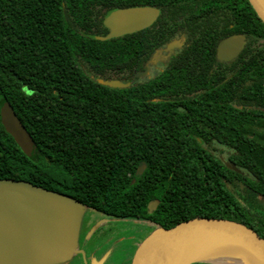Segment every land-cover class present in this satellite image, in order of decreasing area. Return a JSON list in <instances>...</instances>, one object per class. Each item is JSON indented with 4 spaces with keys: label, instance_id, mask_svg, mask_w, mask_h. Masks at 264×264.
Here are the masks:
<instances>
[{
    "label": "trees",
    "instance_id": "16d2710c",
    "mask_svg": "<svg viewBox=\"0 0 264 264\" xmlns=\"http://www.w3.org/2000/svg\"><path fill=\"white\" fill-rule=\"evenodd\" d=\"M137 5L158 8L151 26L96 37L107 33L110 11ZM178 10H200L209 20L233 15L235 31L247 36V85L233 82V94L221 87L203 94L174 70L131 80L151 50V29L154 45L161 44L166 17ZM98 79L129 84L110 87ZM4 101L35 147L24 153L0 122V179L61 192L106 216L150 218L163 227L221 217L264 238V23L248 0H0V106ZM201 122H214L217 136L232 141L230 160L239 171L197 158L199 145L184 130ZM139 162L145 167L137 174ZM196 164L217 172L215 205L204 188L180 201L183 190H192L187 173ZM152 198L160 203L149 212Z\"/></svg>",
    "mask_w": 264,
    "mask_h": 264
},
{
    "label": "water",
    "instance_id": "95a60500",
    "mask_svg": "<svg viewBox=\"0 0 264 264\" xmlns=\"http://www.w3.org/2000/svg\"><path fill=\"white\" fill-rule=\"evenodd\" d=\"M264 23V0H248ZM159 10L151 5L120 7L103 19L108 39L149 26ZM243 36L222 39L218 57L236 55ZM110 87L128 82L103 80ZM0 122L24 153L35 143L8 101L0 106ZM143 164L138 167L140 172ZM232 169L239 171L234 165ZM157 201L150 203V211ZM84 206L69 196L25 180L0 179V264H56L75 250ZM228 247L243 259L242 264H264V238L243 223L221 217L195 216L171 227L155 225L137 245L130 264H191L196 261L233 264L210 251Z\"/></svg>",
    "mask_w": 264,
    "mask_h": 264
},
{
    "label": "flooded vegetation",
    "instance_id": "af4514ba",
    "mask_svg": "<svg viewBox=\"0 0 264 264\" xmlns=\"http://www.w3.org/2000/svg\"><path fill=\"white\" fill-rule=\"evenodd\" d=\"M166 19L165 26L167 30L163 42L156 44V46L154 45V30L151 29L148 37L151 50L141 69L136 71L135 76L131 80L150 79L163 72L174 70L179 75H183V79L199 84V87H202L201 92L208 95H216L218 87L224 88L226 94H233V82H239V87L249 83V77L244 73L248 71L246 65L248 56L244 57L247 36L235 31L232 14L226 16L221 13L219 17L214 14L212 15V20H209L207 14H201L200 10L192 13L178 10L177 13L171 12ZM171 20H174V23ZM207 22L211 27H202ZM197 23L200 25L195 26ZM232 35L243 36L240 50L236 55H231L225 59L219 58L217 51L219 42ZM241 53H243L242 58L238 60ZM190 117L192 116H187V118ZM184 135L193 137L199 145L197 149L199 154L197 158L199 160L203 159V161L208 162L217 158L227 167L232 164L230 160L233 153L232 141L217 136V127L214 122L210 124L201 122L199 127L198 125L197 127H186ZM140 164H143V162L138 163L136 167L137 174L142 173L145 167L143 164L140 172H138ZM202 167L196 164L195 168L187 173L193 177L189 181L190 187H188V190H192L190 194L183 190V193L179 196L182 203L186 202L188 198H193L194 193L198 194L197 191L204 188L210 193L211 205H215L217 172L212 169H205V165ZM170 173L169 170L162 171L163 175H169ZM241 173L248 174V172L244 171ZM201 183L204 187L201 186ZM154 201H157V203L149 212L154 211L160 203L159 198H152L148 201L147 207ZM100 215L102 216L98 218L87 217L84 219L82 216L77 244L70 255V257H74L77 264H105L95 252H91L86 247L87 240L103 226L110 228L108 227L110 226L109 223L113 221L112 218H115L102 213ZM137 220L155 226L150 218H139ZM130 263L131 259L128 261V264Z\"/></svg>",
    "mask_w": 264,
    "mask_h": 264
},
{
    "label": "rangeland",
    "instance_id": "374dc122",
    "mask_svg": "<svg viewBox=\"0 0 264 264\" xmlns=\"http://www.w3.org/2000/svg\"><path fill=\"white\" fill-rule=\"evenodd\" d=\"M102 215L90 208H83V219ZM111 218V217H107ZM110 228L103 226L86 242V247L95 252L105 264H128L137 245L153 229L151 224L132 218H112ZM56 264H77L74 257Z\"/></svg>",
    "mask_w": 264,
    "mask_h": 264
},
{
    "label": "bare ground",
    "instance_id": "6f19581e",
    "mask_svg": "<svg viewBox=\"0 0 264 264\" xmlns=\"http://www.w3.org/2000/svg\"><path fill=\"white\" fill-rule=\"evenodd\" d=\"M211 253H215L219 257H223V260H226L233 264H242L243 259L241 256L232 248L222 247V248H215L210 251Z\"/></svg>",
    "mask_w": 264,
    "mask_h": 264
}]
</instances>
